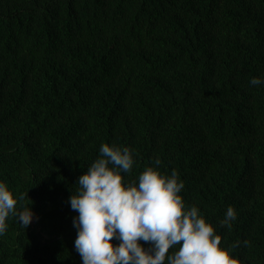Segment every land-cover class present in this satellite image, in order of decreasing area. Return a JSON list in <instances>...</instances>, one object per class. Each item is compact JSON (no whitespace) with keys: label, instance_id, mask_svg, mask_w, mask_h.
I'll use <instances>...</instances> for the list:
<instances>
[{"label":"trees","instance_id":"16d2710c","mask_svg":"<svg viewBox=\"0 0 264 264\" xmlns=\"http://www.w3.org/2000/svg\"><path fill=\"white\" fill-rule=\"evenodd\" d=\"M253 77L264 0H0V181L35 214L27 228L6 220L0 264H81L68 197L102 143L135 150L126 181L156 158L175 169L221 245L264 264ZM228 206L231 227L219 224Z\"/></svg>","mask_w":264,"mask_h":264},{"label":"clouds","instance_id":"9594fccd","mask_svg":"<svg viewBox=\"0 0 264 264\" xmlns=\"http://www.w3.org/2000/svg\"><path fill=\"white\" fill-rule=\"evenodd\" d=\"M249 83L264 80L253 77ZM135 156L128 146L102 143L98 157L78 177L68 203L77 213L73 247L81 264H244L230 252L235 245L222 246L221 235L200 209L186 203L181 195L185 185L175 169L162 172L156 158L153 166L126 181L122 174L132 171ZM21 199L0 181V236L10 215L25 228L33 221L31 206L17 211ZM236 216L228 206L219 224L231 227Z\"/></svg>","mask_w":264,"mask_h":264}]
</instances>
